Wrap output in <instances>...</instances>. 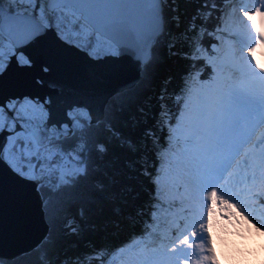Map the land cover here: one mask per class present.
<instances>
[{"label": "snow or ice", "instance_id": "snow-or-ice-1", "mask_svg": "<svg viewBox=\"0 0 264 264\" xmlns=\"http://www.w3.org/2000/svg\"><path fill=\"white\" fill-rule=\"evenodd\" d=\"M194 5L184 16L177 0H0V73L10 58L31 67L25 49L49 35L93 60L130 56L146 81L162 40L188 62L176 91L165 85L156 95L139 141L115 134L110 107L94 116L87 104L69 105L61 122L50 100H0V194L34 185L50 220L71 200L91 199L90 181L113 197L98 179L101 136L116 139L127 166L149 180L148 202L127 217L142 218L137 232L60 264H264V0ZM121 191L135 199L130 185ZM43 264H53L46 254Z\"/></svg>", "mask_w": 264, "mask_h": 264}, {"label": "trees", "instance_id": "trees-1", "mask_svg": "<svg viewBox=\"0 0 264 264\" xmlns=\"http://www.w3.org/2000/svg\"><path fill=\"white\" fill-rule=\"evenodd\" d=\"M177 3L184 16L191 13L195 6L194 0H177ZM166 14L171 15L168 9ZM167 43V40H162L157 44L147 81L142 72L136 87L128 90L127 96L123 95L125 93L123 92L109 99L106 107L113 108L117 112L113 129L117 136H128L133 141L141 139L144 126L153 123L152 117L157 110L155 98L160 90L155 84L160 83L165 75L169 76L166 84L168 91L172 93L178 88L188 62L179 56L176 62L170 63V53L166 54ZM168 64L171 65L169 71L166 70ZM131 98L137 100L133 106ZM122 106L123 110H121ZM141 108L147 113L146 116L139 111ZM130 116H135L141 123L134 125L129 119ZM101 139L106 141L107 151L96 157L97 164L101 166V175L98 179L104 181L108 185V192L115 195L109 198L106 194L96 192L93 182L90 181L85 187L94 193L91 199L71 200L65 204L63 211L58 214L53 212L51 220L45 215L49 230L41 243L31 251L13 259L0 258V264H43L45 254L53 264H60L65 258L75 259L92 247L117 244L140 229L142 218L130 222L127 217L136 208L148 202L149 180L140 174L138 164L135 168L127 166L125 161L131 158L130 154L116 139H108L105 136H101ZM144 154L151 162L152 151L145 149ZM104 173L107 175L105 176ZM109 178L113 182H110ZM128 185L136 193L135 199L132 198L131 193L121 191ZM72 229L76 231L73 232ZM93 264L99 262L93 261Z\"/></svg>", "mask_w": 264, "mask_h": 264}, {"label": "water", "instance_id": "water-1", "mask_svg": "<svg viewBox=\"0 0 264 264\" xmlns=\"http://www.w3.org/2000/svg\"><path fill=\"white\" fill-rule=\"evenodd\" d=\"M50 45L58 55L37 54ZM25 52L32 57L31 67H21L10 58L7 70L0 73V100L25 95L41 102L50 100L53 121L62 122L69 105L77 103L87 104L94 116L101 113L112 94L129 88L140 77V67L130 56L93 60L80 49L55 45L52 35ZM48 230L34 185H17L0 194V258L13 259L31 251Z\"/></svg>", "mask_w": 264, "mask_h": 264}, {"label": "rangeland", "instance_id": "rangeland-1", "mask_svg": "<svg viewBox=\"0 0 264 264\" xmlns=\"http://www.w3.org/2000/svg\"><path fill=\"white\" fill-rule=\"evenodd\" d=\"M167 52H169L168 49L166 50V54H167ZM169 56H171L170 63L176 62L177 57H179V56H173V57H172L171 54H169ZM182 62H183V60H182ZM166 64H167V63H166ZM165 66H166V65H165ZM139 69H140V68H139ZM170 69H171V65L168 64L166 70L169 71ZM141 73H142V70L140 69V77H139L138 80H136V83L134 82V84L131 85L129 88H127V89H125V90H122V91L119 92V93L127 92V91L130 90V89H134V88L136 87V84L139 82V80H140V78H141ZM168 78H169V76L165 75V77H163V78L160 80V83L157 82V83L155 84V86H157V87L159 88V90H160L162 86H165V85L167 84ZM169 92L171 93V91H169ZM119 93H118V91H117V92H115L114 94H112L111 97H112V98H115V96H116L117 94H119ZM111 97H109V98H108V101L105 102V108H106V106H108L109 99H110ZM118 97H119V95H118ZM131 99H132V102H133V103H132V106H133V105L136 103L137 100H136V98H131ZM170 101H171V98H169V100H168V103H169V104H170Z\"/></svg>", "mask_w": 264, "mask_h": 264}, {"label": "bare ground", "instance_id": "bare-ground-1", "mask_svg": "<svg viewBox=\"0 0 264 264\" xmlns=\"http://www.w3.org/2000/svg\"><path fill=\"white\" fill-rule=\"evenodd\" d=\"M39 100V99H38ZM104 110V109H103ZM40 194V193H39ZM40 196H41V194H40Z\"/></svg>", "mask_w": 264, "mask_h": 264}]
</instances>
